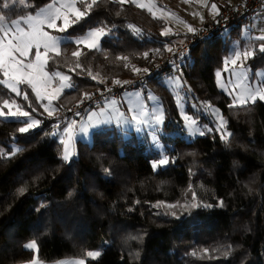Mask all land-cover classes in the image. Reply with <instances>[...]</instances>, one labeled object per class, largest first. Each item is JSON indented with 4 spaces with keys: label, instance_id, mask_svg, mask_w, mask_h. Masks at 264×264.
Masks as SVG:
<instances>
[{
    "label": "trees",
    "instance_id": "1",
    "mask_svg": "<svg viewBox=\"0 0 264 264\" xmlns=\"http://www.w3.org/2000/svg\"><path fill=\"white\" fill-rule=\"evenodd\" d=\"M50 1L14 2L10 9L0 3V14L10 20ZM91 2L76 7L83 11ZM102 24L107 34L97 49L80 47L79 68L70 41L61 43L59 56L49 54L45 70L69 77V88L54 100L58 117L44 115L29 87L19 86L29 95L24 100L0 85V110L8 99L42 121L21 134L22 117H0V264L31 260L32 251L22 247L29 240L37 245L35 259L46 263L82 258L84 264H264V103L229 108L213 78L235 31L195 44L179 64L194 103L215 105L227 121V145L215 132L183 139L173 97L162 79H148L141 86H152L159 96L162 129L179 131L161 138L167 165L153 171L150 162L158 154L145 141L105 126L93 129L88 143L74 142V158L60 159L61 145L48 134L61 113L85 94L137 76L134 69L161 60L180 37L162 34L161 18L113 0H98L63 34L79 36ZM253 51L246 61L251 70L264 64V53ZM20 147L24 151L13 155ZM98 243L106 244L101 255L86 258Z\"/></svg>",
    "mask_w": 264,
    "mask_h": 264
},
{
    "label": "rangeland",
    "instance_id": "2",
    "mask_svg": "<svg viewBox=\"0 0 264 264\" xmlns=\"http://www.w3.org/2000/svg\"><path fill=\"white\" fill-rule=\"evenodd\" d=\"M78 1L79 0H77V2ZM151 1H155V0H151ZM159 1H160V3L165 2L167 4V7L169 8L170 0H164V1L159 0ZM14 2L20 3V0H9L10 4H12ZM69 2H70V0H51L47 4L35 9L33 12L28 13V14L23 15V16H17V17L11 18L10 20H5V23L10 24L11 20H13V19H21L22 17H27L29 15L33 16L34 18L43 19L44 16L47 15V11H45L44 13H41V9L47 10V6L49 4H53L54 8H55V7H60L62 4H67ZM136 2L140 5H142V7H139V8L146 10L151 16H154V17L159 16V18L160 17L163 18L162 20L164 21L163 22L164 26L161 30V33H163V34H170L171 32H174L175 28L173 26L174 19H173L172 14L173 13L175 14L176 12H178L177 8L178 9L179 8L184 9L185 7H187V4H184V2L182 1L177 6L176 10L169 9L167 12L163 13L160 10L157 11L152 6H148L143 0H136ZM134 5H136V4H134ZM182 5H184V7H181ZM189 8H190V11L193 9L192 6H189ZM194 10H197V8L195 7ZM38 13H40L39 17L37 16ZM210 19H212V18L204 19L201 21L200 24H202V23H204ZM199 25L193 27V29L198 27ZM21 26L24 27L25 30H28L26 24H22ZM128 27L133 29V27H131V26H128ZM246 29H247V26L241 25L239 38L236 37L232 41H230L226 44V46H225L226 54L222 59V62H221L222 65L220 68L214 70V73H213L214 83H215L217 90L220 91L222 94H224L230 100V103L232 102V96L233 95H239L240 92H242L244 88L254 89L255 87L260 86L261 84H264V65L262 67H257L256 69L251 70V69H249L248 65L246 64V61L241 60V61H238L236 65H231V64L227 65V67L229 69H234V71H228V72L224 71V68H225L224 61L227 58H229L230 56H232L235 51H237V50H239V51L253 50V46H252V44H250V42L247 38ZM47 30L50 32V34H52L54 36L68 37V39H62L61 40V43H62V42H66V41L72 42L76 38L86 35L92 29L86 30L82 35L72 36V37L66 36L63 33L55 32L51 29H47ZM105 31L107 33L106 29H105ZM80 47H83V45H81ZM34 52H35V49H32L30 52V55H29V59L34 60ZM49 54H55V53H49ZM44 71L47 74V76L50 78L51 86L47 89H42L41 90L42 95L55 92V96L52 97L51 103H49L48 99H44L43 101H38V102H39L40 108H42V110L45 113H47V112L44 110V107H42L41 105L48 106L49 108L53 109V112H54V110H55V105H54L55 98L63 90H66L69 88V83H68V81H64L61 79L62 76H65L62 73L47 72L45 69H44ZM217 71L221 72V76L219 78H217V76H216ZM57 73H58V75H56ZM0 74H1L0 85L4 89H6L7 91L11 92V90L7 86V84L3 83V81L5 80V78L3 77V74L2 73H0ZM174 78L175 77H172L171 79H168V80H162L161 86L163 88H165L169 92V94H171V96L174 99L173 101H174V104L176 107L177 117L180 120V123H179V127L181 129L180 136L185 140L191 139V138H194L197 136H202L199 134V130H203L205 133L209 132L208 129L214 128L216 126L218 120L221 117L223 118V116L220 113V111H218V113H214L213 109H218V108L215 105H211L210 103H208L206 101L197 102V103H195V105L190 104L188 106L191 109V111L186 110L185 106H187V104L184 103V101L180 98L182 96V92H183L182 88L185 89L186 85L181 80L179 81V83H174L173 82ZM118 81H120V80H118ZM25 86H27V85H25ZM56 89H60V91L56 92ZM30 90H31V88H30ZM31 92H32V90H31ZM176 93H178V94L176 95ZM230 93H231V95H230ZM13 94H15V93H13ZM34 96H35V94H34ZM106 100L107 101L110 100L111 102L110 101H108V102L111 105L114 104V106L112 105L110 107L109 111H106L105 109H103L102 112H105L106 115L103 113L100 117H101L103 124H106L104 126L109 127V128H113L117 131L131 132L137 138L145 141V143L158 154L157 160L150 162L152 170L156 171L159 168L164 167L165 165L159 166L157 168L153 167L154 162H158V160L161 158H166V155H165L166 149H165V145L162 142L161 138H162V136L178 135L179 131H177L175 129H173L172 131H165L162 129V123H160V124L156 123V117L157 116H161L162 122H163V111H162V106H161L159 96L157 95V93L153 89V87L152 86L147 87L146 85H143V86L138 87L136 89L127 90L124 93L118 94L117 99L116 98L115 99L105 98V101ZM260 102H262V101H260ZM247 103H252V102L248 101ZM262 103H264V102H262ZM205 104L211 105V109L205 107ZM239 105H243V104L238 103L236 106H239ZM3 108H4V114L5 115L0 116L1 118L5 119V120L19 119L18 117H8L7 116L8 109L5 108L4 106H3ZM13 110H15L14 106H13ZM86 112L87 113L93 112V110H88ZM95 113L96 112H93V114H95ZM133 115L140 116V119L142 121H144V123H141L140 125H136L135 122L132 121V119H131ZM185 116L189 117V120H186ZM24 119L25 118H23V120ZM190 121H195L194 123L191 124V128H195V129H197V131L193 132L190 130V127H189ZM85 125H86V123L83 124V127H85ZM97 128H101V127H97ZM97 128H94V129H97ZM90 132L91 131H89L88 133H86V135H84L85 139H77L76 138V135L74 134V127H72L71 139H69V135L65 134L64 131L62 134L60 133V135H58L56 138V141H58L61 145L60 159L64 162H68L71 158H74V156H75L74 142L76 140H78L80 142L84 141L85 143H88ZM215 134L220 138V133L218 131H216ZM62 141L68 144V149L71 152V156H70L68 161H65L64 159H62V156L64 153V146H65V143H62ZM31 243H34V241L29 240L22 245L23 248H26V249H29L32 251L31 260H29L27 262L19 263V264H33V261H35V264H78V262H80V261L84 262V260H85L82 258H62V259H58V260H55L53 262H48V263L41 262V261H38L35 259V249L36 248L30 249V248L26 247V245L31 244ZM105 245H106L105 243H98L96 246V249H94V251L100 250L102 253V249H103V247H105ZM86 258H89V257L86 255ZM89 259H92V258H89Z\"/></svg>",
    "mask_w": 264,
    "mask_h": 264
},
{
    "label": "snow or ice",
    "instance_id": "3",
    "mask_svg": "<svg viewBox=\"0 0 264 264\" xmlns=\"http://www.w3.org/2000/svg\"><path fill=\"white\" fill-rule=\"evenodd\" d=\"M80 3H84V0H79ZM113 2L119 3L120 5H124L126 3L136 4L137 7H142V5L138 4L136 0H113ZM187 2V0H185ZM2 3L3 9H10L13 7L12 4L9 3V0H0ZM20 3L23 5L26 3V0H20ZM77 0H70L67 4H62L60 7H55L53 4H49L47 6V10L41 9V13L47 11V15L44 16L43 19L34 18L29 15L27 17H22L21 19H13L10 24L5 23L6 17L3 14H0V73L3 74L5 80L3 83L7 84L12 93H15L17 96L23 95L24 100H29V95L24 93L23 90L19 87V85H27L31 88L32 93L35 94L37 101H43L44 99H48L49 103H51V99L55 96V92L50 94L42 95V89H47L51 86L50 78L45 73V65L48 60L51 58L49 53H55L56 56L61 54V40L68 39V37L54 36L50 34L47 29H51L55 32L66 33L68 29L79 22L83 17H85L93 8L94 5L98 3V0H92L91 3L86 4L83 11L76 7ZM212 9L214 14L218 15L219 11L216 8V5H212ZM40 13L37 14L39 17ZM22 24H26L28 30H25L22 27ZM114 27V26H113ZM189 32H194L191 26H187ZM107 25L102 24L99 27H96L90 30L86 35L76 38L72 41L76 48L71 52V56L77 58V63L75 67L79 68V58L81 57L82 50L80 48L83 45L84 48L97 49L99 47V39L100 37L106 35L105 29ZM110 31V30H109ZM163 34V33H162ZM257 40L264 41V36L256 37ZM32 49H35L34 52V60L29 59V55ZM171 52V47L166 49ZM157 53L159 50H156ZM259 51L264 53V44H261L259 47ZM255 52L253 50H244V51H235L232 56L227 58L224 61L225 68L224 71H234V69H229L227 67L228 64L236 65L238 61H247L250 58H253ZM145 58L148 57V54H144ZM117 60H125L127 61L128 57H117ZM127 66V65H125ZM183 65H177L175 62H172V68L175 72H181ZM136 72L143 71L148 73V69H134ZM58 75V73L56 74ZM217 78L221 76V72H216ZM95 78V77H93ZM62 80L68 81V76H62ZM181 77L177 76L173 79L174 83H179ZM114 83L119 84L120 81H114ZM222 83V82H221ZM63 87V86H62ZM60 91V89H56V92ZM231 95V93H230ZM85 99L89 98L87 94H85ZM257 100L264 102V84H261L254 89L244 88L239 95L232 96V102L228 105L229 108H232L239 104H246L248 101L255 103ZM3 106L8 109L7 116L8 117H22L25 118L22 123L23 126L19 127V133H29L30 130H33L39 127L42 124V121L38 118H35L31 115V113L21 105L16 104L15 101H9L5 99L3 101ZM13 106L15 110H13ZM44 107V110L48 113L49 116L52 115L53 109L49 108L46 105H41ZM205 107L211 109V105L205 104ZM29 108H31V112L35 113L37 111L36 106L33 103H29ZM218 109H213L214 113H218ZM4 112L0 111V116H4ZM132 121L135 122L136 125H140L144 123L140 119V116L133 115ZM186 120H189V117L185 116ZM195 121H190L189 127L190 130L195 132L197 129L191 128V124ZM156 123H162V117H156ZM227 121H225L222 117L218 120L216 126L214 128H209V132L220 133V138L227 145L228 137L231 133L226 131ZM72 125L66 126L63 131L65 134L69 135V139H71L70 128ZM200 135H204L205 132L203 130H199ZM62 143H65L62 141ZM24 151L23 147L17 148L12 154L15 155L18 152ZM71 156V152L68 149V144L65 143L64 153L62 159L68 161ZM169 159L161 158L158 162L153 163V167L157 168L159 166L167 165L169 163ZM71 195V193H69ZM193 199L195 200V194L193 195ZM206 208H211L213 205L204 204ZM218 206H223V201L219 202ZM39 211V209H37ZM27 248L35 249L37 248L36 243H31L26 245ZM101 255L100 250L88 251L87 256L89 258L95 259ZM35 264V261H33ZM78 264H84L83 261L78 262Z\"/></svg>",
    "mask_w": 264,
    "mask_h": 264
},
{
    "label": "built area",
    "instance_id": "4",
    "mask_svg": "<svg viewBox=\"0 0 264 264\" xmlns=\"http://www.w3.org/2000/svg\"><path fill=\"white\" fill-rule=\"evenodd\" d=\"M262 6H264V0H241L236 4L221 7L218 10V15L194 28V32L187 30L180 39L175 41L174 45L170 46L171 52L166 50L161 60L152 63L146 68L149 70L148 73L140 71L137 76L122 80L119 84L112 82L104 89L88 93L89 98L87 99L84 98L85 95L81 96L76 103L61 113L60 117L65 121L64 128L70 124L74 127L78 118L86 111H97L105 102V98L115 99L118 94L136 89L148 79L168 80L179 76L180 72L173 71L172 62L179 65L180 61L187 57L195 44L218 35L223 29L244 25L248 22L251 15ZM182 89L183 92L180 98L184 103L195 105L191 91L187 87ZM72 127L70 128V133H72ZM48 137H52V134L49 133Z\"/></svg>",
    "mask_w": 264,
    "mask_h": 264
},
{
    "label": "crops",
    "instance_id": "5",
    "mask_svg": "<svg viewBox=\"0 0 264 264\" xmlns=\"http://www.w3.org/2000/svg\"><path fill=\"white\" fill-rule=\"evenodd\" d=\"M143 1L148 6H152L157 11L160 10L163 13L167 12L169 9L176 10L177 6L182 1L184 2V4H187V7H185L184 9L177 8L178 12H176L175 14L174 13L172 14L173 19H174L173 26L175 30L174 32H171V33L175 35L180 34V37L177 38L178 40L183 36V33L188 29L187 26H191L193 28L199 25L202 20L215 17L216 14H214L213 12L212 5H216V8L219 10L223 6L236 4L240 2L241 0H187V2H185V0H170L169 8L167 7V4L165 2L160 3L159 0H155V1L143 0ZM189 6H192L193 8L191 11H190ZM181 7H184V5H182ZM195 7L197 8V10H194ZM157 17L159 18V16ZM243 26H247V29H246L247 38L250 44H252L253 49L254 47L259 48L260 45H255L254 43L257 41H260V40H257L256 37L264 36V6L256 10L251 15L248 22L245 23ZM240 27L241 26L225 28L218 34V37L220 39H223V38H228V37L237 35V37L239 38ZM232 31H235L236 33L234 35H231ZM108 101L106 100L97 111H93V112H96L95 114H93V112H88V113L86 112L78 118L77 124L74 126V134L76 135L77 139H85L84 135H86V133H88L89 131H92L94 128L103 127L104 125H106V124H103L100 116L103 113L106 115L105 112H102L103 109H105L106 111H109L110 107L112 105L114 106V104L111 105ZM1 111L4 112L3 106L1 108ZM42 112L44 113V115L49 116L43 110ZM57 112H55L54 110L52 115L55 114L54 117H58L59 114ZM64 123H65L64 119L57 118L56 121L52 124L50 133L52 134V137H54L55 140L57 136L60 135V133L61 134L63 133L62 130L64 129ZM84 123H86L85 127H83Z\"/></svg>",
    "mask_w": 264,
    "mask_h": 264
}]
</instances>
